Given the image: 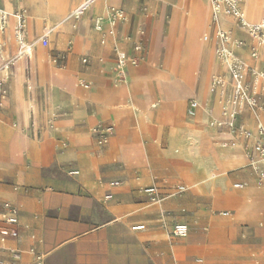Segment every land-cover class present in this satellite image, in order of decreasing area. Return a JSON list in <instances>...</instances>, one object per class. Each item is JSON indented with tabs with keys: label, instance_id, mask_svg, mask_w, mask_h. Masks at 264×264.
<instances>
[{
	"label": "crops",
	"instance_id": "crops-1",
	"mask_svg": "<svg viewBox=\"0 0 264 264\" xmlns=\"http://www.w3.org/2000/svg\"><path fill=\"white\" fill-rule=\"evenodd\" d=\"M7 1L11 12L0 35L8 33L12 50L1 63L0 73L9 70L11 61L14 72L22 70L26 79L18 91L27 104V114L16 107L13 75L6 84L8 75L0 74L7 92L0 111V204L14 206L19 221L18 238L0 244V262L9 260V250H17L21 259L16 264H192L194 253L203 257L196 258V264H264V180L259 181L255 170L264 171V165L253 164L247 155L252 141L227 128H219L224 129L220 132L208 127L210 120L222 118L219 95L187 89L184 78L174 72L173 51L167 55V45L175 38L171 30L174 12L187 7L193 15L192 8L199 2L96 0L77 19L72 16L64 22L83 0H62L53 10L66 15L52 16V26L57 28L51 37L50 32L47 47L35 44L31 57H24L29 64L23 67L21 59H14L18 46L13 15L24 11L30 16L27 28L26 15L27 43L42 37L47 22L43 19L39 28L30 0ZM0 7L5 11V0H0ZM112 8L122 10L127 21L116 26L113 36L108 34L107 23L101 32L95 31V19L106 18ZM80 18L86 21L85 27L80 26ZM228 19L220 16L214 23L211 12L213 28L233 38L234 27ZM245 19L253 24L264 18L258 22ZM236 26L241 51L247 56L253 40ZM79 29L85 36L78 38ZM140 31L144 60L127 69L126 84H117L115 50L133 56ZM213 36L209 33L208 40ZM82 38L84 45L79 42L76 47ZM49 44H53L50 51ZM43 50L49 66L42 60L34 73L31 58ZM51 51L65 56L56 67L50 60ZM205 55L202 50L201 57ZM261 60L248 64L259 67L264 65ZM216 74L225 79L221 71ZM228 81L231 93L229 74ZM123 85L127 87L121 89ZM260 96L264 104V94ZM163 98L174 102V113L184 106L187 114L191 101L200 105L199 111L192 117H178L173 125L160 124L150 103ZM230 103L225 101L223 107L233 110ZM132 106L143 114L131 111ZM243 114L235 122L237 131L254 133L258 121L264 125V116L255 119L247 113L242 118ZM98 127L113 128L105 145H98ZM226 141L236 144L221 147ZM161 143L166 150L160 149ZM122 146L142 152L144 175L124 165ZM172 147L183 149L184 154L176 156L179 150L171 153ZM171 161L191 166L190 175L203 180L202 188L190 191L192 186L171 170ZM161 166H169L167 173L157 172ZM73 171L78 175L69 176ZM185 184L189 190L177 195L176 188H186ZM147 187L156 188L161 200L154 202L143 194L141 189ZM106 195L111 196L109 201L104 200ZM176 224L187 225L188 234L198 225L202 239L183 242L185 238H173L168 229ZM177 245L183 248L179 253L174 252Z\"/></svg>",
	"mask_w": 264,
	"mask_h": 264
},
{
	"label": "built area",
	"instance_id": "built-area-1",
	"mask_svg": "<svg viewBox=\"0 0 264 264\" xmlns=\"http://www.w3.org/2000/svg\"><path fill=\"white\" fill-rule=\"evenodd\" d=\"M96 0H83L82 4L75 10L73 17L77 19L81 16L85 10ZM207 1L212 9V21L216 23L220 16H229L236 20L237 25L246 31L247 35L256 42L257 46L264 49V19L259 23H248L243 16L240 5L243 0H205ZM8 14L0 7V32H3L7 26ZM16 24L14 27V37L18 46V52L15 56L30 58L32 48L35 44H40L43 47L48 45V37L50 34L49 29L43 31L42 37L35 43H27L25 40V25L26 15L24 11H19L13 15ZM127 21L126 14L120 10L112 8L108 12L106 18H97L93 23V28L97 32H101L104 23L109 25L110 36L115 33V28L119 23ZM139 40L133 43V56H129L125 51L117 49L115 50V66L114 74L117 84L127 83V69L129 67L136 68L144 60L145 48L142 42L143 32H139ZM217 38L219 41V47L217 49L218 59L226 65L231 88V103L233 104V110L223 107L221 111V119L214 121L211 126L212 128H227L232 132H238L239 135L243 136L244 139L252 141L251 151L254 155L253 160L255 163L264 165V125L261 122H257L255 131H237L235 128V122L245 109L250 111H258L264 115V104L259 102V92H254L249 87L246 81V74L243 73V66L239 59L234 55L231 49V36L229 33L218 30ZM127 41H131L130 37H127ZM102 44H104L102 42ZM242 43L238 42V47H241ZM258 52L255 49L251 50L250 57L256 59ZM64 55L54 60V63H58L59 60H63ZM86 63V60L82 61ZM9 63L4 65L6 68ZM253 71V70H252ZM83 85V84H82ZM224 81L221 78L213 80V92L219 88H223ZM252 87H257L264 90V66L252 72ZM250 89L253 93L250 94ZM6 95V90L2 81L0 80V111L2 107V100ZM198 108V104L195 101H191L188 105L187 114L192 117ZM98 134V145H105L108 137L113 134L112 127H98L95 129ZM225 146V145H224ZM259 181L264 180L263 169L255 168ZM78 172L73 171L69 173V176H76ZM114 186L117 183L113 184ZM236 189H240L241 185H235ZM186 188L178 186L176 188V194H183ZM141 192L151 198L152 201L158 202L159 198L158 191L154 187H147L141 189ZM110 195H106L104 200L109 201ZM18 214L17 210L10 203L0 204V244L3 245L7 240H16L18 238ZM133 230H138V227H134ZM170 235L175 239H184L188 235V227L185 224H176L173 226ZM10 258L8 261L0 262V264H16L21 259V253L17 250H9ZM36 260L41 262L42 257L37 256Z\"/></svg>",
	"mask_w": 264,
	"mask_h": 264
},
{
	"label": "bare ground",
	"instance_id": "bare-ground-1",
	"mask_svg": "<svg viewBox=\"0 0 264 264\" xmlns=\"http://www.w3.org/2000/svg\"><path fill=\"white\" fill-rule=\"evenodd\" d=\"M197 2H199V3H195L194 7L192 8L193 9V15H191L189 13L190 9H188L187 7L176 10L174 12L175 13L174 14L175 24L172 28V33L175 37L174 38V45H175V48L177 49V53L175 54L176 56L174 57L177 69L174 68V70H176L174 72L176 73L177 76H179L180 74L184 75L185 77H187L188 75L190 76V74L195 70L196 67L199 66V63L202 61V67H201L202 76L199 79L195 78L193 80L192 89L194 91H197L198 94H200V95L205 93L208 96L209 95V86H210V94H212L213 93V90H212L213 80L218 77V76H214L211 79L210 85H208L210 75L216 70V67L214 66V62H213L214 56H213L212 45H210L209 40L207 38L208 34L212 33V30H213V26L210 23L211 21L209 19L210 18V12H212V9H211V6L209 3L207 4V3H204L200 0ZM61 3H62V0H30V5L32 7H35V10H34L35 14L34 15L36 16L37 21L39 22V28L41 27L40 23L42 22L43 19H45L47 22L46 23V29H49L51 32L50 37L52 36L54 30L57 28L55 26L54 27L52 26L53 25L52 16L57 15L59 17H64L66 15V12L55 13L53 10L55 5L61 4ZM242 3L240 5L241 12H242L243 16L245 18H247L249 21L258 22L259 20L264 18V3H255L253 0H243ZM38 5H40V7H38ZM4 9H5V12L7 14H9L11 12V7H10L7 0H5V8ZM74 12L75 11H73L68 17H65L63 19V21L65 22V21L71 20ZM184 13H186V14L184 15ZM228 20L230 21V23L234 27L233 37H238L239 36V29L236 26V20L234 18H231ZM79 21H80L81 27H85L87 25L86 21H82L81 18L79 19ZM27 28H29V23L27 25ZM75 29H77V26L75 27ZM218 30L219 29L217 28V26H215L214 31H215L216 36H217ZM82 36H85V35L82 34V31H80V29H79L78 38H81ZM8 38H9L8 33H3L2 35H0V65L3 62V60H5L6 56L12 50V45L9 43ZM80 40H78L76 47H78L79 42H81V44L84 45L83 38ZM238 42L239 41H236V43L234 45L233 39L231 38V47H232V49L234 48L233 49L234 53H236L238 55V57L243 61L242 62L240 60L241 63L243 64L242 66H243V73H244L246 68L248 66H250L248 64V62L252 63V61H251L252 58L250 57L251 58L250 59L248 56H243L242 51L237 49V48L242 49L241 47H238ZM215 43H216V41H215ZM252 44L257 47V51H258L257 58L252 59V60L258 61V60H261L262 58H264V49L258 47L254 40L252 41ZM233 45L235 47H233ZM216 47H217V44H216ZM39 48H40V50L42 49L41 47H39ZM83 48H84V46H83ZM205 48H207L206 50H208L207 51L208 53H206ZM202 50L205 52V54H207L208 58L206 55H205V57H201ZM215 52H216V57H217V49L215 50ZM14 59H21V61H23V67H25L29 64V62L25 61V58L23 56L17 57ZM42 60L45 64V66L48 67L46 65L47 53H45L44 50H43V53H41L40 55L35 54L32 56L30 62H31V65L33 66V72L36 69H38ZM208 60L210 62H208ZM217 60L225 70V73H224L225 79L223 80L224 86H223V88H221V89L219 88L218 90H216L214 92V93H217V95H220L221 92H224V94H225V92L228 90L227 88L229 85V81H228V71H227L226 65L223 62H221L218 59V57H217ZM12 62L13 61L10 62L9 70L7 72H2L0 74H2L4 77L6 75H8V78H4L6 84L8 83L10 76L13 75L14 91H15V95L17 97V106L16 107H17V109L22 108L24 110V112L27 114V104L18 91V85L23 83L26 78L23 75L22 70H20V72L18 73V72H14L11 69ZM208 63H210L209 67H208ZM252 89L255 91L258 90L257 87H252ZM6 95H5L4 99L2 100L3 103L6 102V99H7ZM229 97H230L229 101L231 102V95H229ZM133 110L134 111L138 110L141 114H143L142 113L143 111L141 109H139L138 107H132L131 111H133ZM27 118H28V116H27ZM121 154L124 158V161L126 162V164L129 167L137 166L139 168H142L145 166V161H144L142 152L139 151V149L136 150L133 147H131V148L129 147V148L124 149L122 146L121 147ZM185 186H186V184H185ZM192 187H194V186H192ZM186 189L189 190V187L186 186ZM186 238H185L186 242H193L194 241V238L191 237V235H189V234L186 236ZM176 251L180 252L181 249H177Z\"/></svg>",
	"mask_w": 264,
	"mask_h": 264
},
{
	"label": "rangeland",
	"instance_id": "rangeland-1",
	"mask_svg": "<svg viewBox=\"0 0 264 264\" xmlns=\"http://www.w3.org/2000/svg\"><path fill=\"white\" fill-rule=\"evenodd\" d=\"M196 1H199V0H196ZM200 1H202V0H200ZM203 2V1H202ZM204 3H206V2H204ZM186 4H188V3H185V5ZM208 4V3H207ZM186 13H184V15H185ZM27 15V14H26ZM27 18H28V20H27V24L30 22V16H28L27 15ZM210 18H211V12H210ZM209 18V19H210ZM211 21V20H210ZM211 23V22H210ZM174 24H175V18H174V16H173V18H172V21H171V30H172V28H173V26H174ZM214 33V34H213ZM211 35L213 36V38L211 39V40H209V43H210V45H212V49H213V62H214V66L216 67V70L210 75V77H209V82H208V85H210V83H211V79L214 77V76H216L217 74H216V72H218V71H221V73H225V70H224V68L220 65V63L218 62V60H217V57H216V52H215V50L216 49H218V47H219V41H218V38H217V36L215 35V31H214V28H213V30H212V33H211ZM233 39V44L235 45V43H236V41H238L237 40V37H233L232 38ZM33 39H29V41H32ZM216 41V44H217V47H216V49H215V44H214V42ZM233 45V47H235ZM49 46H51L50 48H49V51L52 49V47H53V44H49ZM253 47V49H255L256 50V53L258 52L257 51V47L255 46V45H250V47ZM234 49V48H233ZM237 49H239V50H241L240 48H237ZM252 50V49H251ZM173 51V68H175V69H177V66H176V63H175V59H174V57L176 56L175 54L177 53V49L175 48V45H174V41H173V43L171 44V42H169L168 43V45H167V55H169L171 52ZM250 53H251V51H250V48H249V50H248V52H247V56L250 58ZM50 60H51V63H52V65L54 66V67H56L57 66V64L58 63H54V60L55 59H58V55L56 54V52H54V51H51L50 52ZM251 59V58H250ZM252 60V59H251ZM253 61V60H252ZM259 61H262V60H258V61H254L255 63H254V65L256 64V63H258ZM241 62V61H240ZM242 64V63H241ZM46 65L47 66H49V62H48V58H47V62H46ZM243 65V64H242ZM165 66H167V60L165 61ZM264 65H259V67H257V66H248L247 68H246V70H245V74H246V81H247V83H248V85H249V87L250 88H252V72L253 71H257V70H259V69H261L260 67H263ZM253 70V71H252ZM174 71H176V70H174ZM57 72H59V70H57ZM202 76V70H201V68H199V66L198 67H196L195 68V70L190 74V76L188 75L187 77H185L184 75H179V77H182V78H184V80H185V82H186V86H187V89H190V90H192V91H194L193 89H192V84H193V80L196 78V79H199L200 77ZM217 78H221V79H223L224 80V78L223 77H221V76H218ZM81 83V82H80ZM124 88H126L127 86H123ZM121 88V89H124V88ZM210 87V86H209ZM228 89V88H227ZM251 92L253 93V91H252V89H250V94H251ZM254 92H259L260 93V95L262 96L263 94H264V92H263V89H259L258 88V90L257 91H255L254 90ZM209 93H210V88H209ZM211 95V94H210ZM225 95V96H224ZM229 95H231V93H230V90L228 89L226 92H225V94H224V92H221V94L219 95V98H220V100H221V102H222V105L220 106L221 107V110L223 109V105H224V103H225V101H228V102H230L229 100H230V97H229ZM260 96V97H261ZM261 103V102H260ZM263 103V102H262ZM173 105H174V102H172V101H168V99L166 98H163L162 100H160L159 102H152V103H150V108L152 109V108H154L155 109V111H156V113H157V118H158V122L160 123V124H169V125H173L174 123H175V121H176V119L178 118V117H184V118H187L188 116H187V114H186V110H185V108H184V106L183 107H181L180 109H179V111L177 112V113H174L173 112ZM200 106V105H199ZM199 106H198V108H197V110L199 109ZM132 107H136V106H132ZM132 107H130V110L132 109ZM199 111V110H198ZM244 113V114H243ZM243 116H242V118H244V116H245V114H251L255 119H257V117H262V116H264L261 112H258V111H250L249 109H245L244 111H243ZM190 117V116H189ZM215 120H210L209 122H208V127L210 128V129H213L212 128V126H211V124L214 122ZM258 122H261V121H258ZM220 132H221V130H224V129H218ZM240 132H242V130H240ZM241 136V135H240ZM241 137H243V136H241ZM236 143L234 142H231V141H229V142H221L220 143V146L222 147V146H224L225 145V147H233L234 145H235ZM123 148L125 149V148H129V147H126V146H123ZM160 149L161 150H166L167 149V147H166V145H164V144H160ZM175 149H177V150H179V154H177L176 156H180V155H183L184 154V151H183V149H181V148H179V147H172V149H171V153L173 152V150H175ZM191 153H193V151H190ZM122 155V154H121ZM143 155V154H142ZM247 155L249 156V158H250V160H252V161H254L253 160V157H254V155L252 154V151H248V153H247ZM143 158H144V156H143ZM144 161H145V159H144ZM124 162V165L128 168V169H130V170H137V171H140V173H142L143 175L145 174L144 173V168H145V166H146V163H145V166L144 167H142V168H139V167H137V166H135V167H129L127 164H126V162L125 161H123ZM171 166H172V169L171 170H173V172L177 175V177L180 179V181H182V182H185V183H189L190 184V186H194V187H191L192 189L190 190V191H192V192H196V191H198L200 188H202V181L203 180H199V181H196V180H194L193 179V177H192V175H190V172H191V166H189V165H184V164H181V163H179V162H173V161H171ZM169 167V166H168ZM168 167L167 166H161L160 168H158L157 169V172L158 173H160V174H165V173H167V169H168ZM183 172V173H182ZM214 173H211V176L213 175ZM216 175V174H215ZM213 177V176H212ZM184 178V179H183ZM165 216H167V215H165ZM171 228H172V226L168 229V233L171 231ZM167 233V234H168ZM202 232L200 231V229H199V226L197 225L195 228H192L191 229V231H190V233H189V235H191V237H193L194 238V241H199L200 239H202V234H201ZM193 241V242H194ZM183 242H186V239L183 241ZM181 244H183V243H181ZM181 245H177V247H175L174 248V252L175 253H179L178 251H176L177 249H181V251L183 250V248L182 247H180ZM195 249L197 250V248L195 247ZM198 257H202L201 255H199L198 253H194V254H192V256H191V263L192 264H196L195 263V259L196 258H198ZM203 258V257H202ZM204 262H205V260H203Z\"/></svg>",
	"mask_w": 264,
	"mask_h": 264
}]
</instances>
